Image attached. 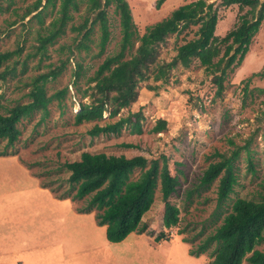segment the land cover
I'll list each match as a JSON object with an SVG mask.
<instances>
[{
    "label": "rangeland",
    "instance_id": "obj_1",
    "mask_svg": "<svg viewBox=\"0 0 264 264\" xmlns=\"http://www.w3.org/2000/svg\"><path fill=\"white\" fill-rule=\"evenodd\" d=\"M34 1L1 0L0 2L2 7L0 48L13 50L18 43L22 45L23 50L17 56V62L23 60L25 54L33 50L34 45L37 44L38 32H42L41 28L55 15V12L50 13L51 7L48 5L41 16L42 25L36 19L30 18L35 12L20 19L26 7ZM44 1L41 0V5ZM76 1L78 8L71 12L73 18L69 21L66 32L59 36L53 45L47 47V57L37 55L30 58L25 68L17 63L15 74L0 84V94H3L1 105H10L16 101L26 102L29 99L25 94L30 90L27 83L33 77L65 62L59 75L55 79L49 78L45 83L47 95L65 86L68 87V93L61 105L53 100L48 105V115L41 122L40 112H34L30 117L22 119L18 123V128L21 130L18 140L13 148L5 150L4 153L8 155L3 156L17 157L38 180L39 186L45 184L58 188L55 190L56 194H53L45 187L54 196L69 188V185L64 183L67 173L61 169V164L78 159L81 152L123 154L127 157L142 155L147 159L165 156L171 174L177 176L179 181L176 191L169 200L180 208L179 228L186 227V229L183 233L177 234L176 227L170 230L163 227V202L156 190L153 204L143 216L147 228L141 234L155 241V235L164 230L169 232L170 240L155 241L165 242V244L160 242L157 248L155 242L151 241L153 247L145 254L146 256L152 254L148 255V258L153 264H206L209 260L206 253L197 257L189 255V249L198 240L194 243H186L182 238L191 236L201 228H205L204 233L211 231L230 210L235 198L257 199L264 194V186L261 183L264 180V19L257 33L252 37L242 61L226 70L224 90L219 96L214 94L216 85L211 80L212 75L207 74L204 67L194 59L187 68L178 65L172 69L166 82L155 81L151 77L141 82L137 99L129 107L121 110L117 117L111 119L114 121L119 116L140 112V132L131 131L130 127L126 126L118 134H100L92 137L87 132L93 122L75 124L73 113L79 110L78 103L81 98L82 101L87 100V97H82V92L86 88V78L92 75L106 55L119 49L121 34L118 16L114 13L113 7H108L106 11L109 38L103 54L97 58L93 57L97 51L93 43L89 51L75 50L74 46L78 40L73 44L75 32L70 31L69 28L82 21L88 0ZM126 1L137 34L141 35L147 26L158 22L175 8L191 0H164L158 8L155 6L157 0ZM260 1L264 2V0ZM215 3L217 4L218 0H215ZM216 8L218 20L215 34L220 37L239 23L240 14L246 10L240 11L235 4L227 7L218 4ZM93 16L94 13H91L90 18ZM13 20L15 22L10 24ZM196 28L197 26L193 25L179 35H170L158 48V60L170 61L176 54V47L195 36ZM98 35V26H95L91 37L96 41ZM67 46L71 47L72 54H69ZM39 59H41L40 63ZM76 61L81 62L84 76L74 86L73 69ZM148 86H155V89H150ZM107 115V112L103 113L104 118ZM158 119L165 121V128L155 132L153 127ZM99 123L103 124L104 121ZM2 150L3 142L0 141V152ZM232 154H236L233 160L236 184L233 193L222 207L218 208L215 199L216 181L207 189L194 187L203 169L210 162ZM192 188H194L193 192L186 200L185 192ZM68 201L76 212L85 205V201L81 199L69 198ZM89 213L93 214L90 215L91 218H85L90 220V224L99 226L96 224L94 213ZM77 227L84 235L90 233L89 228ZM256 249L264 251V242ZM126 252L131 253L127 248ZM127 257V264H132L134 256L129 254ZM137 257L136 264H145L146 257L141 255ZM87 259V264H102V256L99 258L87 256ZM95 259H99V263L94 262ZM121 262L122 259L119 260V264Z\"/></svg>",
    "mask_w": 264,
    "mask_h": 264
},
{
    "label": "trees",
    "instance_id": "obj_2",
    "mask_svg": "<svg viewBox=\"0 0 264 264\" xmlns=\"http://www.w3.org/2000/svg\"><path fill=\"white\" fill-rule=\"evenodd\" d=\"M102 1L103 3L101 0H88L82 21L69 28L75 32L73 44L78 40L74 46L75 50L89 51L93 43L97 48L93 57L97 58L103 54L109 38L106 9L113 7L118 16L121 34L119 49L106 55L92 75L86 78L82 97H87V100L82 101L81 98L78 103L79 110L73 113L75 124L93 122L87 132L92 137L100 134H118L126 126L130 127L131 131L140 132V112L119 116L114 121L111 119L117 117L121 110L137 99L141 82L150 77L155 81L166 82L172 69L178 65L187 68L194 59L204 67L207 74L212 75L211 80L216 85L214 94L219 96L224 90L226 70L242 61L252 37L264 19V2L260 0H218L217 4L215 0H191L178 6L158 22L147 26L145 31L138 35L126 0ZM163 1L157 0L155 6L160 7ZM218 4L223 7L235 4L240 11L246 9L240 14L239 23L221 37L215 34ZM48 5L51 7L50 13L55 12V15L41 28L42 32H38L37 44L31 52L25 54L23 60L16 61L23 50L19 43L13 50L0 48V84L15 74L17 63L25 68L28 59L37 55L47 57V47L53 45L56 39L66 32V27L73 18L71 12L78 8L76 0H45L42 5L41 0H35L26 7L20 19L35 12L30 18L36 19L42 25L41 16ZM91 13H94L92 18ZM14 22L13 20L10 24ZM193 25L197 26L195 36L178 45L176 54L170 61L160 62L157 58L159 46L165 43L170 35H179ZM95 26H98L99 32L96 41L91 37ZM67 49L69 54L73 53L70 46H67ZM38 62L40 63L41 59ZM64 65L65 62H62L60 66L33 77L27 83L30 86V90L25 94L28 101L0 104V141L3 142L0 156L8 155L4 153L5 150L13 148L18 140L21 134L18 123L22 119L30 117L34 112H40L41 122L48 115V105L53 100L61 105L68 93V87L47 95L45 83L49 78L55 79ZM73 76L72 84L75 86L84 76L80 61L75 62ZM148 87L155 89V86ZM2 98L3 94H0V100ZM104 112L108 113L106 118L103 117ZM99 121L104 123L100 124ZM164 128L165 121L158 119L153 131L159 132ZM235 156L236 154H232L210 162L203 169L194 187L207 189L216 181L215 199L218 208H221L233 193L236 184L233 167ZM60 167L67 173L64 183H67L69 188L55 197L84 200L85 205L78 212H93L96 224L105 227V237L109 243H119L131 233L141 234L146 231L143 216L152 206L156 190L163 202V227L167 230L176 227L177 234L186 229L179 228L180 208L169 200L179 181L177 176L171 174L167 158L163 155L147 159L142 155L127 157L123 154L81 152L78 159L64 162ZM261 183L264 186V180ZM40 186L49 188L53 194H56L55 190L58 189L45 184ZM194 188L185 192L186 200ZM204 230L205 228H201L191 236L182 238L186 243L198 240L189 249V255L197 257L206 253L209 257L206 264H264V251L256 249L264 242V194L257 199L235 198L220 223L207 233H204ZM154 240L169 241L170 234L161 230Z\"/></svg>",
    "mask_w": 264,
    "mask_h": 264
},
{
    "label": "crops",
    "instance_id": "obj_3",
    "mask_svg": "<svg viewBox=\"0 0 264 264\" xmlns=\"http://www.w3.org/2000/svg\"><path fill=\"white\" fill-rule=\"evenodd\" d=\"M91 214L76 212L68 199L40 187L17 157L0 156V264H87V256H102V264H119L120 259L127 264L129 254L134 256L132 264L138 255L153 264L145 254L153 239L131 233L119 243H109L104 226L89 223ZM77 226L90 233L84 235ZM160 242H155L156 248Z\"/></svg>",
    "mask_w": 264,
    "mask_h": 264
}]
</instances>
